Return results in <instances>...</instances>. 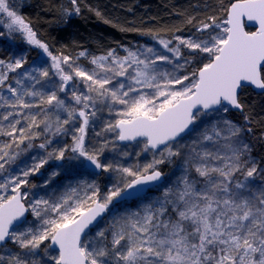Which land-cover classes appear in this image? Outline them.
I'll return each mask as SVG.
<instances>
[{
    "label": "snow or ice",
    "instance_id": "6c2138e0",
    "mask_svg": "<svg viewBox=\"0 0 264 264\" xmlns=\"http://www.w3.org/2000/svg\"><path fill=\"white\" fill-rule=\"evenodd\" d=\"M22 7L0 0V37L46 60L0 56V264H264V163L252 156L243 98L264 96V0L177 12L188 35L119 25L159 47L117 42L99 54L54 51ZM85 9L118 26L85 0H66L57 19ZM165 164L176 179L166 181ZM73 173L93 179L32 192ZM134 198V211H116Z\"/></svg>",
    "mask_w": 264,
    "mask_h": 264
},
{
    "label": "trees",
    "instance_id": "16d2710c",
    "mask_svg": "<svg viewBox=\"0 0 264 264\" xmlns=\"http://www.w3.org/2000/svg\"><path fill=\"white\" fill-rule=\"evenodd\" d=\"M19 3L20 0H15ZM66 0H23L21 11L32 21L39 37L48 42L54 51L64 46L76 48L80 46L87 48L91 53L99 54L103 49L115 47L119 42L124 45H146L155 46L150 36L140 35L139 32H122L119 25L130 24L138 29L165 30L174 27H183V33L188 35L189 26L183 23L184 16L180 13H203L205 6L209 10L216 7L218 0H85V3L99 8L102 14L109 20L118 22L117 27L105 24L102 19L94 13L84 10L82 16L73 17L68 24L60 23L57 19L59 5ZM194 5H199L194 8ZM128 8L132 11L129 12ZM51 9V10H49ZM11 42L24 45L20 38H9ZM28 57H41L43 54L39 49L29 46ZM243 98L250 106V115L253 117L251 127L255 136H250L248 141L253 146L252 155L258 162L264 163V141L260 139L264 133V96H260L252 90L243 93ZM230 118L238 123H244L243 117L233 113ZM123 147L122 145H120ZM145 159L141 158L140 163ZM163 171L166 169L161 166ZM168 170L166 169L165 172ZM35 180V179H33Z\"/></svg>",
    "mask_w": 264,
    "mask_h": 264
},
{
    "label": "rangeland",
    "instance_id": "374dc122",
    "mask_svg": "<svg viewBox=\"0 0 264 264\" xmlns=\"http://www.w3.org/2000/svg\"><path fill=\"white\" fill-rule=\"evenodd\" d=\"M9 52L14 53L16 55H26L28 57L29 45H27L26 43L24 45L13 43L10 41V39L7 36L0 37V56L6 55ZM28 60H29V64H34L36 66H40L41 64L44 63V61L46 60V57H44L43 55L41 57H28ZM82 62L86 63V61H84L83 58H82ZM25 67L27 68L28 65H26ZM61 95H63V94H61ZM100 115L104 119H108L106 112L101 113ZM102 122H103L102 120L97 121V129L96 130H99V125L102 124ZM64 139H66V140H68V142H70V138L66 137ZM38 142L39 141H37V143ZM121 148H123V147H121ZM129 150L131 151L134 149L130 148ZM106 155L111 157L113 154L109 152V153H106ZM141 158H144V157L142 156ZM148 159H151V157H148ZM128 162H134V161L132 160V158H129ZM163 166L168 170L167 172H165L166 169L164 170V172L166 173V177H165L166 181H171V180L176 179L177 175L179 174V170L176 168V166L175 165H168V164H165ZM106 178H107V174H105V177L101 178L100 183L102 186L105 183ZM33 179H35V180H33ZM42 179L43 178H41V177H32L31 178L32 182L37 183V184H39ZM91 179H93V177L88 176L87 173H83L81 175H77L75 173H73L71 175H62V176L56 178L54 185H50L48 190L37 188V189H33L32 192H35L37 194V196H45L47 198L50 195H53V194L58 195V194L62 193L63 191H65L66 187L69 185L75 186L77 180H91ZM53 187L55 189V193H53V191H52ZM159 195H160V193L158 191H156L155 189H153L152 191H149L146 194V198L151 199V198H154V197L159 196ZM30 197H31V193H30ZM139 202L140 201L138 199H135L133 201H129L126 205H124V207H118L116 209V211H118L120 213H123L125 210L134 211L136 209V207L138 206ZM29 219H31V217H29ZM106 222L107 221H101L99 227H101V228L104 227ZM95 230L96 229H93L92 234H94Z\"/></svg>",
    "mask_w": 264,
    "mask_h": 264
},
{
    "label": "water",
    "instance_id": "95a60500",
    "mask_svg": "<svg viewBox=\"0 0 264 264\" xmlns=\"http://www.w3.org/2000/svg\"><path fill=\"white\" fill-rule=\"evenodd\" d=\"M255 93H257V91H254ZM147 194V193H146ZM133 200H135V198L133 199ZM133 200H130V201H133Z\"/></svg>",
    "mask_w": 264,
    "mask_h": 264
}]
</instances>
